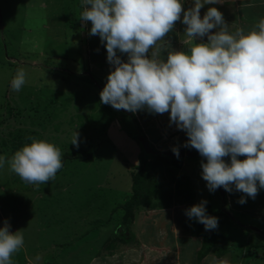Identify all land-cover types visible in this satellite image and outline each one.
<instances>
[{
  "label": "rangeland",
  "instance_id": "rangeland-1",
  "mask_svg": "<svg viewBox=\"0 0 264 264\" xmlns=\"http://www.w3.org/2000/svg\"><path fill=\"white\" fill-rule=\"evenodd\" d=\"M83 10L82 0H0V155L11 158L16 152L11 136L19 133L25 141L22 147L31 144L30 137L55 143L63 163L54 180L38 185L25 183L7 164L0 169V228L7 220L13 233L21 230L24 235V246L12 256L13 264H125L124 258L129 262L137 257L135 264H154L146 248L150 234L155 235L152 246L160 245L162 236L166 238L169 246L154 253L162 260L163 256L177 257L180 251L183 261L194 263L195 244L187 239L190 226L194 238L200 227L195 219L190 224L185 210L202 200L207 201V214L218 218L217 231L207 234L217 236L213 251L224 246L228 235L236 238L235 244L250 249L248 235L242 228L237 231V224L251 222L260 227L262 220L252 213L229 217L224 208L209 202L207 189L198 186L196 192L195 180L204 182L197 159L206 162L196 149L187 147L194 156L166 164L165 149L176 146V141L162 126L151 132L150 125H162L159 118H153L156 114L148 117L142 109L129 116L101 102L107 80L95 75L97 69L92 73L91 65L97 64L99 70L109 65L106 42L102 44L99 35H90L91 21L80 20ZM247 15L255 24L259 22L251 13ZM185 28L180 25L181 32ZM26 35L29 41L22 43ZM168 37H176V32ZM117 54L127 61V54ZM161 58L165 59L163 53ZM19 68L26 71L27 82L17 92L11 81ZM75 132L79 133V148L71 143ZM141 136L149 140L153 153H146ZM73 154L82 157L72 158ZM141 163L148 172L137 193L133 184L141 173ZM221 189L224 199L221 191L214 193L229 208L230 194ZM182 190L186 199L180 200L176 193ZM131 201L134 219L127 225V242L111 248L117 224L127 210L124 206ZM246 201L235 202L253 209L248 198ZM176 210L183 211L182 217ZM97 223L100 229L94 234ZM172 230L188 242H180L178 251L173 249ZM200 235L196 241L203 247ZM257 239L253 237L251 244ZM257 244L263 245L264 240ZM254 250L251 247L250 254ZM260 251L259 258L250 255L247 261L264 264V249ZM238 252L227 253L225 263L234 264L235 256L239 263L244 253Z\"/></svg>",
  "mask_w": 264,
  "mask_h": 264
},
{
  "label": "clouds",
  "instance_id": "clouds-1",
  "mask_svg": "<svg viewBox=\"0 0 264 264\" xmlns=\"http://www.w3.org/2000/svg\"><path fill=\"white\" fill-rule=\"evenodd\" d=\"M219 2L194 0L185 11L183 0H82L80 20L91 21L90 35L106 42L107 60L114 68L100 93L101 102L132 113L170 112V122L188 136L184 147L206 159L202 178L209 191L223 187L231 193L235 186L254 199L264 188V18L247 33L230 31L217 7L201 17L204 4ZM182 14L184 34L194 43L187 51H168L162 59L160 42ZM28 41L26 35L22 43ZM118 52L127 54V61ZM26 76L23 68L17 69L11 81L14 91L22 89ZM78 137L75 132L71 142L77 148ZM29 139L31 144L11 158L0 155V169L7 164L25 183L46 184L63 167L62 151L47 140ZM172 150L179 158V149ZM229 156L230 163L225 160ZM238 202L247 201L242 196ZM206 204L202 200L185 214L213 230L218 218L207 214ZM23 246L22 231L13 233L5 220L0 264H13L12 256Z\"/></svg>",
  "mask_w": 264,
  "mask_h": 264
},
{
  "label": "crops",
  "instance_id": "crops-1",
  "mask_svg": "<svg viewBox=\"0 0 264 264\" xmlns=\"http://www.w3.org/2000/svg\"><path fill=\"white\" fill-rule=\"evenodd\" d=\"M193 3H194V0H183L184 10L186 11V9L188 10L190 7H192ZM210 7H217L222 12L225 21L229 24V30L233 31V32L237 29H243L245 31V33H247L248 31H250L253 28V26L256 25L253 22L254 20L247 18V16H248L247 14H249V13H251L254 17L256 16L255 19L260 20L261 18H264V0H220V2L216 3V4H204V6L201 8V17H203V15L207 12V10ZM182 20H183V14L181 15V20L176 23V26L174 28V31L176 32V37H174V38L168 37V38H165L163 41L160 42L162 45H164V49L162 50L161 53H163V56L165 57V59L167 58L166 55H167L168 51H173V50H185V51H187L188 48H190L192 46V44L194 43L188 37H186V35L184 34L185 29L183 32H181L182 29H180V25L183 24ZM215 31H216V29H213V33H215ZM203 41L207 42L206 36L203 38ZM197 42H200V39H198ZM165 48H166V50H165ZM91 66H92V68H91L92 73L95 74V70L97 69V74H95V75L99 76V77L101 76L102 77L101 80H107V77L109 76L110 72L112 70H114L113 65H111L110 63L107 67L101 66V70L98 69L97 64L94 66L93 65H91ZM104 71L106 72L105 76L103 75ZM145 111L147 112L148 117H150L151 113L146 109H145ZM133 114L135 115V113H133ZM153 118H159V122L162 125H157V126L156 125L155 126L150 125L149 129L151 130V132H154L156 129H159V126H162L164 129V132H166L168 136H170V137L174 136L175 141H176L175 142L176 146H174L175 148H178L179 150L187 149V147H184V145L188 141V136H187L185 131L179 130L174 123L170 122V112H166L164 114H156V115H154ZM181 137L183 138L182 140H181ZM174 147L165 149V152L171 151ZM188 150H190V149H188ZM245 158L246 157H244V156L239 157V159H241V160H243ZM225 160L230 163V156L225 157ZM197 161L200 163V166H201V163H202L201 158L199 160L197 159ZM201 173H202V171H201ZM201 177H202V174H201ZM196 180H195L196 192L199 191L198 186H200L201 189H207V191H209V189L207 187V182L204 179H202V180H204V182H201L200 180H199V182H196ZM215 191L218 193H220V191H222V196H224L223 190L221 188H219ZM195 194H196V196H199L198 195L199 193L198 194L195 193ZM228 194H230V197H231V202H230L229 208H228V205L223 201L225 196L222 197L223 199L222 198L220 199L217 197V195L214 192L209 191L208 200L211 204L217 203L219 209L224 208V212L227 213L229 217H233V216L238 217V216H236V214L239 216H245V215L251 216V213H252L253 218H255V219L260 218L262 220L263 224H261L262 226H260V227H253L252 225H250L251 222L245 223V222L239 221L237 224L236 221H234L238 226L237 231H239V228H242V230H244L242 232H246V235H248L247 238L249 240L246 241V243L249 244L248 248L251 249V247H253L255 249L254 253H253L254 255L251 259L259 258L261 256L260 249L261 248L264 249V244L263 245L257 244V242L264 240V188H261L259 190L258 194L256 195V197L254 199L251 197H247L246 194H244L242 192L236 191L235 186H233V191L231 193L228 192ZM242 196H244L245 198H248V200L254 205L253 209H251L248 206L246 207L245 205H242L241 207L237 206L238 204H236L235 201H236V199H238V201H239ZM198 199H200V196ZM217 200H219V201L217 202ZM176 208L178 209L180 207H176ZM227 209L228 210L230 209V213H229V211L227 212ZM176 212L179 216H181L183 211L176 210ZM182 223H183V221H182ZM186 224L188 225V220H187ZM191 227L192 226L189 227L190 233H189V237L187 240H189L190 244H195V253H196L195 262L192 263L190 261H183L182 260V253L180 251H179V254L177 253V255H178L177 257L175 256L173 258H171V257H165L164 258V256H163V260H162L156 254H159V253H157L158 252L157 250L161 251L165 247L169 246L165 242L166 238L163 240V236H162L163 234H162L161 235L162 240H160V242H159L160 245L152 246L154 243L152 241V243H153L152 244L151 240L154 239L153 237L155 235L150 234V236L148 237L149 243H147L146 248H148V250H147L148 253H149V251H151V254H149V255H152V258L155 259V260L152 259L154 264H156V263L157 264H228V263H225V259H227L226 254L231 252L232 250L244 253V256L240 257V258H242V260L239 263H238V257L235 256V260L233 259V262H235L234 264H236V263L237 264H245L246 263V253H247L246 249L247 248H246L245 244H239V242H237V244H235L234 242L236 241V238L232 235H228L227 237H225L226 240H228V242H225L224 244L230 243V246L228 247V251L226 253H223L220 256V255H218L217 252L215 253L212 250L201 261H198L197 254L202 249V242L199 243L198 241H196L199 238H198V236H196L194 238V236H193L194 233H192ZM247 231H249V232L247 233ZM161 233H162V230H160V234ZM172 235L175 237V238H173V242H174L173 249H174V251L180 250L179 249L180 248L179 247L180 242L188 243L186 238L184 239V238L178 237L175 234V230L172 232ZM137 237H139V234ZM164 237H165V235H164ZM253 237H256L258 239L251 244V239ZM137 239H139V238H137ZM221 241H222V239H221ZM220 245H221V243H220ZM132 249H135V248L132 247L131 251H133ZM154 253H156V254H154ZM262 257L264 258V255H262ZM138 258L139 257H137L136 259H133L129 262H128V260H129L128 258H127L128 260H124L125 259L124 258L123 261H125L124 262L125 264H135V262L137 261ZM240 258H239V260H240ZM173 260H175V261H173ZM226 262H228V261L226 260ZM251 263L252 262L249 261L248 264H251Z\"/></svg>",
  "mask_w": 264,
  "mask_h": 264
},
{
  "label": "trees",
  "instance_id": "trees-1",
  "mask_svg": "<svg viewBox=\"0 0 264 264\" xmlns=\"http://www.w3.org/2000/svg\"><path fill=\"white\" fill-rule=\"evenodd\" d=\"M85 33H87V32H85ZM11 139H12L11 145L13 147V152H15L18 149H20L22 147V145L24 144L23 142H25V141H22V137H21V135L19 133H17V134L15 133L13 136H11ZM5 142L6 141H4L3 143H5ZM80 154H73L71 157L72 158H80V157H82V156H80ZM165 158L168 160V161H164V163H166V164H169L170 162H176V161H178V160H173V159H171L169 157H165ZM140 171H141V173H139L134 178V184H133V188H134L135 192H137V193L139 191V187L138 186L140 184H143L144 178L146 177L147 172H148L147 169L144 166V163L143 164L141 163V169H140ZM170 195L172 196V193H169V195L167 196V197H169V199H171V196ZM163 196H165V195H163ZM184 196H185V192L183 190L182 191H179V192L177 191L176 197L178 199L181 200L182 198H185ZM133 205L134 204L131 201V202H128L127 205L124 206L125 207L124 209H127V210L123 214V220H121V223L120 224H117V229L115 230V232H114L115 234H114V237L112 239L113 241H112V243H110V245H111L110 247L111 248L118 249V247H119L118 245H125L126 244L127 240L125 239V237L128 235V231H130V228H128L127 225H130L131 226L132 221L134 219V215H132L133 214L132 210L134 209ZM193 221H194V219H190V224L191 225L194 224ZM199 227H200V229H199L200 232L199 231H196L195 234L197 236L200 235V234L203 235L204 244H203L202 249L197 254L198 261H201L206 255H208L217 246V242H216L217 236H216V234H214V236L211 238V235H207V234H209L208 233V230H205V226L203 224L199 223ZM99 229H100V227H98V223H97L96 224V227L92 231H93L94 234H96ZM215 230L217 231V229H215ZM116 233L117 234L118 233H121V236H118ZM133 238L136 239V236L133 235ZM226 242H228V240H226ZM229 246H230V243H226V244H224L223 247L216 248L218 255L221 256L223 253H226L228 251V247ZM246 250H247V253H246V263L245 264H248L249 261H247L248 260L247 258L250 255L253 256L254 254H250V249H246ZM251 256L249 257V259L251 258Z\"/></svg>",
  "mask_w": 264,
  "mask_h": 264
},
{
  "label": "water",
  "instance_id": "water-1",
  "mask_svg": "<svg viewBox=\"0 0 264 264\" xmlns=\"http://www.w3.org/2000/svg\"><path fill=\"white\" fill-rule=\"evenodd\" d=\"M213 32V30H212ZM117 110V109H116ZM117 111H121L122 113L132 116L133 113L127 110H117ZM139 141L141 142L142 146L144 147L146 153H153L154 150L152 149V147L150 146V142L146 137H140ZM164 155L173 159V160H177V159H182V158H188V157H192L194 156V152L192 150H179V158H177V156L174 154L173 150L168 151V152H164ZM222 192V191H221Z\"/></svg>",
  "mask_w": 264,
  "mask_h": 264
}]
</instances>
